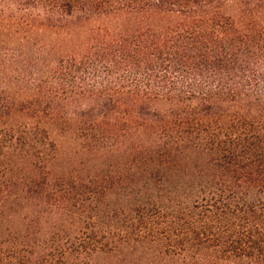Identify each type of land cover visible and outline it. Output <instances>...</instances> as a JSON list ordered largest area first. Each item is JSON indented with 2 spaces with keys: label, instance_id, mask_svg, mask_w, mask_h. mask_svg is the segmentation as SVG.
I'll list each match as a JSON object with an SVG mask.
<instances>
[{
  "label": "trees",
  "instance_id": "1",
  "mask_svg": "<svg viewBox=\"0 0 264 264\" xmlns=\"http://www.w3.org/2000/svg\"><path fill=\"white\" fill-rule=\"evenodd\" d=\"M0 264H264V0H0Z\"/></svg>",
  "mask_w": 264,
  "mask_h": 264
}]
</instances>
